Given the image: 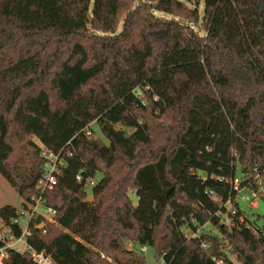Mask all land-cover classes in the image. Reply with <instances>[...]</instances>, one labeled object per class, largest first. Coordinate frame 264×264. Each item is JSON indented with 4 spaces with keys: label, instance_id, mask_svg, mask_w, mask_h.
<instances>
[{
    "label": "trees",
    "instance_id": "obj_1",
    "mask_svg": "<svg viewBox=\"0 0 264 264\" xmlns=\"http://www.w3.org/2000/svg\"><path fill=\"white\" fill-rule=\"evenodd\" d=\"M262 1L0 0V173L25 206L38 142L74 152L46 197L56 214L30 220L34 249L59 264H151L132 241L164 264H264V225L233 185L264 187ZM17 216L1 207L0 232L20 237ZM4 264L36 263L9 248Z\"/></svg>",
    "mask_w": 264,
    "mask_h": 264
},
{
    "label": "built area",
    "instance_id": "obj_2",
    "mask_svg": "<svg viewBox=\"0 0 264 264\" xmlns=\"http://www.w3.org/2000/svg\"><path fill=\"white\" fill-rule=\"evenodd\" d=\"M87 136L91 135V131L88 130L86 132ZM39 147L41 150V155L45 158V163L43 166V172L38 180L37 188L39 190V195L37 197H32L30 201L26 202V205L18 211V216L13 220L14 223L20 224V216H26L28 218L27 226L24 229H22V234L20 237H16L13 234H4L0 232V240L4 241V245L0 247V264H4L6 258L8 257V249L14 248V242L18 241L21 237L25 238V248L18 250L19 252L28 254L32 260L36 264H59L51 254L47 253L45 250H36L34 249L27 241L28 237L31 235L30 230V220L33 217L37 216H44L49 220H52L54 215L56 214V210L47 204L46 197L47 195L55 188L58 182V176L61 172V167L65 165L66 163V157L72 158L74 155V152L72 150H67L65 155L63 154V151L54 152L50 150L47 146H45L43 143L38 142ZM100 174H95L93 176H84L82 172H79L76 175V180L83 184L87 189L91 190L93 186H95L98 182L97 176ZM240 184V178L236 177L233 180V185L236 190L240 192V198L245 199L250 202L253 206H257V200L253 197H256L258 194L252 192V199H250L249 194H242V190L239 188ZM44 206L45 212H40L39 207ZM21 226V224H20ZM42 224L40 225V227ZM196 236V233L195 235ZM147 249V246H142L140 251L145 252Z\"/></svg>",
    "mask_w": 264,
    "mask_h": 264
},
{
    "label": "rangeland",
    "instance_id": "obj_3",
    "mask_svg": "<svg viewBox=\"0 0 264 264\" xmlns=\"http://www.w3.org/2000/svg\"><path fill=\"white\" fill-rule=\"evenodd\" d=\"M199 28L201 29V32H202L203 31L202 25ZM92 128L94 129V133L97 137H101L102 139H104V137L102 136L96 124H92ZM128 133H130V130H128ZM35 140L36 142H38L37 139ZM240 174H241L240 168L238 167V175ZM99 177L100 175L97 176L98 179ZM241 190H242L243 195L247 193L250 195V199H252V191L246 188L241 189ZM260 190H262V195L258 194L256 197H253L254 199L257 200V206H253L252 204H250L249 201L245 199H241V198L239 199V204L242 210L246 212V215L251 221L256 222L259 226H263L264 225V187L261 188ZM131 196L134 202L136 203V198L134 197L133 193H131ZM24 203H25L24 198L10 185V183L0 173V208L5 205H12L16 207L18 211H20L24 207ZM228 207L232 208L230 205H228ZM39 209H40V212L42 213L45 212L44 206H40ZM224 218H225L224 221L230 225L229 218H227L226 216H224ZM27 223H28V218L26 216H20V224H21L22 229L25 230ZM1 227H3L2 229L3 233L6 234L8 231V228L6 226H3L2 224H1ZM200 231L207 232V233H212V232L217 233L216 230L213 229L210 224H206L205 226H203ZM196 233L199 234V231H197ZM188 234L189 236H193L195 235V232H192L189 230ZM25 241H26L25 238L21 237L18 241L14 242V249H18V250L24 249L26 246ZM127 246L129 249H133L136 251H140L142 247V245L140 246L138 243L132 242V241H127ZM142 254L144 255L147 263L164 264L163 259H161L160 261L156 259L155 251L152 246L147 245L146 251L142 252ZM229 256L236 263H238L234 255L231 254Z\"/></svg>",
    "mask_w": 264,
    "mask_h": 264
},
{
    "label": "water",
    "instance_id": "obj_4",
    "mask_svg": "<svg viewBox=\"0 0 264 264\" xmlns=\"http://www.w3.org/2000/svg\"><path fill=\"white\" fill-rule=\"evenodd\" d=\"M262 6L264 7V1H262ZM88 19H89L90 21H92V17H91L90 14H88ZM86 200H87V201H93V196H92V195L88 196ZM42 226H43V224H42ZM0 229H1V228H0Z\"/></svg>",
    "mask_w": 264,
    "mask_h": 264
}]
</instances>
